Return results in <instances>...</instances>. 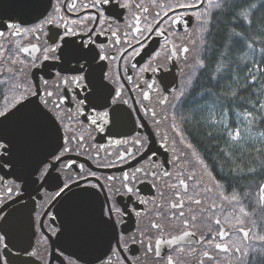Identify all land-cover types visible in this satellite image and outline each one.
<instances>
[{
    "label": "flooded vegetation",
    "instance_id": "obj_1",
    "mask_svg": "<svg viewBox=\"0 0 264 264\" xmlns=\"http://www.w3.org/2000/svg\"><path fill=\"white\" fill-rule=\"evenodd\" d=\"M210 2L0 0V112L12 109L22 96L27 97L55 117V127L59 128L56 133L52 126L54 140L48 139L35 155L28 156L24 148L21 158L13 154L15 167L5 165L0 170V206L17 196V204L9 207L26 205L13 213L6 225L12 239L8 264H166L178 249L185 253L181 264H245L246 254L252 249H264V241L255 238L264 235L263 229L257 234L248 204L235 205L237 216L240 207L247 213L240 224L229 214L232 206L219 199L215 203L227 207L228 212L206 211L201 215L189 211L211 205V198L202 205H186L185 217L180 218L177 210L173 219L168 207L172 201L161 200L160 196L162 190L168 196L165 185L175 182L163 173L168 171L179 178L181 168L188 175L195 171L202 189L223 194L204 163L196 162L194 150L188 147L176 123L181 103L176 98L198 65L201 29ZM165 13H169L168 18L145 40L142 33ZM47 19L53 22L46 23ZM17 29L19 34L13 35ZM161 30L163 34L158 35ZM138 41L145 46H138ZM18 48L28 51L19 52ZM76 51L87 52L95 59L91 64L73 59L69 53ZM82 66L84 71L75 70ZM89 71L92 84L78 79ZM103 97H107V103L101 106ZM104 113L108 115L104 117ZM93 120L99 122L94 125ZM133 140L142 141L143 147ZM57 144L69 151L52 174L59 173L67 182L68 176L76 180L94 172L103 190L96 187L81 192L73 187L74 195L48 207L54 190L44 182L41 172L52 160L51 156L44 160L49 152L55 150L60 155L62 148ZM129 149L135 151L125 155ZM41 160L44 162L33 172ZM137 168L141 171L136 172ZM125 172L130 174L127 183L133 189L131 194L122 187ZM84 183L95 184V180L82 181L80 188ZM158 204H163V215L156 210ZM109 208L111 222L103 224L100 216L107 219ZM45 209L48 215H43ZM191 215H196L197 221L189 220L185 225L184 220ZM217 219L220 225L215 224ZM153 221L161 224L162 230L151 228ZM241 228L248 232L247 238ZM221 230L229 235L221 238ZM185 231L195 235L177 239L174 245L164 243L182 237ZM157 240L161 241L159 246ZM25 248L27 252L22 251ZM205 251L208 256L203 255Z\"/></svg>",
    "mask_w": 264,
    "mask_h": 264
},
{
    "label": "trees",
    "instance_id": "obj_2",
    "mask_svg": "<svg viewBox=\"0 0 264 264\" xmlns=\"http://www.w3.org/2000/svg\"><path fill=\"white\" fill-rule=\"evenodd\" d=\"M262 4L264 0L208 3L199 59L203 66L197 65L188 76L176 116L184 139L202 158L221 192L226 196L236 193L240 203L250 206L257 234L262 229L264 234L260 227L264 225V201L260 200L264 185ZM242 11L255 26L243 17L237 19L235 14ZM237 129L239 137L233 140L231 134Z\"/></svg>",
    "mask_w": 264,
    "mask_h": 264
},
{
    "label": "snow or ice",
    "instance_id": "obj_3",
    "mask_svg": "<svg viewBox=\"0 0 264 264\" xmlns=\"http://www.w3.org/2000/svg\"><path fill=\"white\" fill-rule=\"evenodd\" d=\"M110 2H111V0H96V3H102V4H107ZM233 2H235V0H233ZM239 2L243 3L244 0H239ZM93 7H95V3L93 4ZM177 7H181V6L178 5ZM216 7H219V5H216ZM252 7H255V5H253ZM261 7L264 8V4H262ZM55 11H57V9H54V12ZM145 11H147V10H145ZM174 11H175V9H170V12H174ZM157 15H159V14H157ZM168 15H169V13H165L163 18H161L159 21H157L154 26H149L146 29V33H142L144 35L145 40H148L151 37L152 33L155 32L157 28H159V25L162 24L164 22V20H166L168 18ZM235 15H236L237 19H239L240 17H243L244 20H247L249 26H255V21L249 19V16L246 12L242 11L240 13H236ZM179 20H180V17H177L176 22L178 23ZM45 22L51 24L53 21H52V19H47ZM210 23H211L210 21H206L205 25H210ZM0 24H2V22H0ZM261 24L264 25V18H261ZM7 27L12 28L14 26L13 25H7ZM205 30H207L206 27L201 29L202 32ZM135 31H141V30L139 28H136ZM12 34L13 35L19 34V30L17 29V32L12 33ZM67 34L68 33L65 32V36ZM157 34L162 35L163 30H161ZM0 35H2V33H0ZM113 35H115V33H113ZM60 40L63 41L64 36H61ZM137 44H138V46H145V45H143L142 41H138ZM57 47H59V45H57ZM52 50L55 51V49H52ZM17 51L27 52L28 49L18 48ZM184 51L187 52L188 49L185 48ZM136 54L138 55L139 53H136ZM69 55L72 56L73 59H77V60L84 59V60L88 61L89 64H91V61L93 59H95L94 55L90 57L87 52L76 51V52H70ZM100 59L104 60L105 57L100 56ZM197 63H198V65L203 66L202 61H198ZM75 70L76 71H84V68L82 66L81 68H78ZM217 71H219V67L217 68ZM89 77H90V71H89V73H86L84 76L79 77L78 79L87 80L88 84H92L93 81ZM253 79H255V77H253ZM85 87L87 88V84L85 85ZM101 87H103L102 83H101ZM17 90H19V89H17ZM91 94L92 93H89V95H91ZM33 95H38V92L33 93ZM49 95H51V93H49ZM183 95H184V93L181 92L180 97H182ZM180 97L176 98L178 102H182L180 100ZM26 100H27V97L22 96L21 99L19 101H17V105H14L12 109H9L8 111H5V112H0V170H2L5 167V165H8L10 167H15V165H16V161L13 158V152H14V148H15L13 141L15 138V134L12 132H8L6 130L5 122L12 120V119H17L20 121L21 127H24L29 123V120L21 114V110L26 107V105L24 103ZM113 102H115V101H113ZM81 103H83V101H81ZM106 103H107V97H103L101 100V106H103V104H106ZM260 107L264 108V104H261ZM107 115H108V113H104V117H106ZM246 115L250 116L251 113H248ZM104 117H100V119H103ZM33 119H35L36 121H41V120L50 121L52 123L54 131L56 133H59V128L55 127V119L56 118L53 116H50L48 111L44 107H41L39 104H37L33 110ZM98 122H99L98 120H93L91 123L95 125ZM104 123L107 124L108 121L106 119H104ZM100 130L103 131V128H101ZM231 135H232L233 140L237 139L239 137V129H237V131ZM123 143H128V141H124ZM132 143L135 145H139V146L143 147V142L140 140H133ZM188 147L191 148L192 146L188 145ZM57 148H62V146L57 144ZM68 151L69 150L67 148H62L60 155H57L56 151L53 150L52 152H49L47 156L44 157V160H47L48 156L52 157V160H50L48 162V164L45 166V169L41 172V176L44 177V182L47 183L49 185V187L54 190V195L49 198V202L47 205L48 207H51L55 203L62 202L63 200H67L70 195H74L75 193H73L71 191V189L73 187L79 188L81 192H85L89 188H96V187H99L101 190H103V185L100 184V178L96 177L94 172L89 173V175L87 177L78 178L76 180L72 179L71 176H68V177H66L67 182H64L61 180L59 173L52 174L51 170L56 167V164H58L64 158V153H66ZM134 151H135V149H129V150H127L125 155H127L130 152H134ZM192 155L195 157L197 163H200V164L203 163L202 158L195 151H193ZM122 158L123 157H121V159ZM177 159H179V157ZM43 162H44L43 160L39 161V163H37L32 168V171L35 172L37 170V168H39V164H41ZM189 165L191 166V162H189ZM70 167H75V165H70ZM81 167H83V166H81ZM135 171L139 172V171H141V169L137 168ZM129 175L130 174L126 173V172L123 174V181H125V183L122 184V187L124 188V190L127 193L131 194L133 189L131 187H129L128 183H127ZM163 175L165 178L175 179L174 183L165 185V190L168 192V196L165 195V191H163V190L160 193L161 200L167 199V200L172 201L171 203H169L168 207L170 210H172L173 215L171 218H173V219L176 218V216H177V210H179L178 211L179 217L184 218L186 214L183 211V209L185 208L186 205H202V204H205L206 199H209V198H211L213 200V203L211 205H207L206 207H202V208L193 207V208H190L189 211L190 212H200L201 215H203V213L206 211L207 212H213V213H215L216 211H219V212H221V214L228 212L229 209L227 207H222L221 205L215 203V201L217 199H219L224 204L232 206V210L229 214L236 219L237 224L242 223L243 221H242L241 217L247 215L244 208L240 207L238 209L240 215L237 216V209L235 208V205L240 203V198L236 193H233L231 195V197H228L224 194L214 193L213 189H211V188H203L202 189V182L197 178L195 171H193L190 175H188V174H186L185 169L181 168L179 178H173L172 173H170L168 171H165L163 173ZM153 176H155V173H153ZM89 178L94 179L95 184L84 183V187L80 188L81 182L86 181ZM134 178L135 177L133 176V179ZM18 179H23V177H18ZM108 179L111 180V179H115V178L114 177H108ZM32 182L35 183L34 180ZM216 187L219 188L220 185L217 184ZM56 189H58V191ZM260 190H261L260 200L264 201V185L260 186ZM8 191H9V194H11L12 190L9 189ZM197 197H199V198H197ZM19 199H20V197L17 196L16 198L10 200L9 202L4 203L3 206H0V249H3V253H0V264H8L7 257L11 255V252L9 251V245L12 243V239H11L10 231L6 227L8 221H9V217L12 216L13 213L17 212L18 210L24 209L26 207V205H24V204H18L17 207H12V208L9 207V204L16 205ZM162 207H163V204L156 205V210L160 215H163V213H160V209ZM6 209H8V211H5ZM111 213H112V210H111V208H109L108 209V218L105 219L104 216L101 215L100 216V222L103 224L110 223L111 222ZM43 215H48V212L46 209L43 212ZM197 219H198V217L196 215H191L189 219L184 220V224L188 225L189 220L194 223L195 221H197ZM215 224L220 225L221 221L219 219H217V220H215ZM253 224L255 225V222H253ZM150 227L153 229H156L158 231L162 230V225L156 223L155 221L151 222ZM260 227L264 228V225H260ZM239 231L244 232L243 228L239 229ZM194 235L195 234L192 232L185 231L183 233L182 237L170 239L168 241H165L164 243H166L168 245H174V244H176L177 239L183 240L185 237H193ZM228 235H229V233L224 231V230H221L219 233V236L221 238L227 237ZM248 235H249L248 232H244L245 238H247ZM255 238L260 240V241H264V235H259ZM156 244L159 246L161 244V241L157 240ZM215 248L221 249V245L215 244ZM222 250L227 251V248H224ZM236 250L239 251L240 249L237 248ZM22 251L27 252V249L25 248ZM148 251H151L150 247L148 248ZM28 255L31 256L33 254L28 253ZM157 255L158 256L160 255L159 251H157ZM184 255H185L184 250L178 249L176 252L175 258L169 257L166 261V264H181V261H183V259H184ZM203 255L208 256L209 254L207 251H205L203 253ZM246 255L248 256V259H247V261H245V264H253L254 261H256L257 264H264V249H261L260 251H256L255 249H252ZM209 258L211 259V257H209ZM241 259H243V257Z\"/></svg>",
    "mask_w": 264,
    "mask_h": 264
},
{
    "label": "water",
    "instance_id": "obj_4",
    "mask_svg": "<svg viewBox=\"0 0 264 264\" xmlns=\"http://www.w3.org/2000/svg\"><path fill=\"white\" fill-rule=\"evenodd\" d=\"M24 103L26 107L21 110V114L29 120V123L21 127L20 121L17 119L5 122L6 130L15 134L13 154L16 155V158L22 157L21 151L24 148L28 156H33L45 147L48 139L54 140V132L50 121H36L33 119V110L36 104L32 100H27Z\"/></svg>",
    "mask_w": 264,
    "mask_h": 264
},
{
    "label": "rangeland",
    "instance_id": "obj_5",
    "mask_svg": "<svg viewBox=\"0 0 264 264\" xmlns=\"http://www.w3.org/2000/svg\"><path fill=\"white\" fill-rule=\"evenodd\" d=\"M261 203H262V201H261Z\"/></svg>",
    "mask_w": 264,
    "mask_h": 264
}]
</instances>
